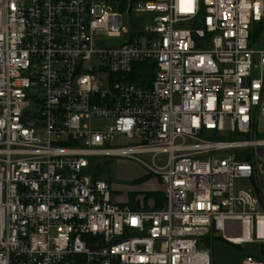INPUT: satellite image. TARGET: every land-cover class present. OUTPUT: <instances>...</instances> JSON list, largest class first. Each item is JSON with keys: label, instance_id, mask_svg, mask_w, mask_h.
I'll return each mask as SVG.
<instances>
[{"label": "built area", "instance_id": "2783aa9c", "mask_svg": "<svg viewBox=\"0 0 264 264\" xmlns=\"http://www.w3.org/2000/svg\"><path fill=\"white\" fill-rule=\"evenodd\" d=\"M263 23L264 0H0V264H214L216 234L263 248ZM103 157L160 178L164 208L116 203Z\"/></svg>", "mask_w": 264, "mask_h": 264}, {"label": "rangeland", "instance_id": "374dc122", "mask_svg": "<svg viewBox=\"0 0 264 264\" xmlns=\"http://www.w3.org/2000/svg\"><path fill=\"white\" fill-rule=\"evenodd\" d=\"M117 12V8H114ZM147 16L143 11V6L134 7L129 14H123L121 18L123 28L132 31L134 26L140 25L145 27L144 19ZM262 28L261 35L257 32L253 33V42L258 49L264 50V23L258 25L256 29ZM114 42L102 39V45H110ZM99 122L92 124L93 128H97ZM259 138L264 139V118L259 117L258 124ZM226 139L229 134L222 135ZM129 140H118L115 147L129 146ZM140 159L150 164L148 157H140ZM94 174L97 178L107 182L113 191L115 202L132 211H151L162 209L165 206V198L163 193L162 181L158 177H154L142 164L124 157H103L94 158L92 165ZM90 167V168H91ZM251 184L247 180H239L235 182V190H249ZM163 202V204H161ZM221 234H216L212 241L211 251L214 264H242L248 254H254L256 257L264 260V247L258 245H244L242 247H234L225 243L221 239Z\"/></svg>", "mask_w": 264, "mask_h": 264}, {"label": "trees", "instance_id": "16d2710c", "mask_svg": "<svg viewBox=\"0 0 264 264\" xmlns=\"http://www.w3.org/2000/svg\"><path fill=\"white\" fill-rule=\"evenodd\" d=\"M261 30H262L261 27L259 29H255L254 33L257 32L259 35H261ZM144 81H145V79H139L137 81H133V83L138 84V85H143ZM161 204H163V202ZM261 251H263L262 248H261ZM256 258H258V257H256ZM258 259H260V258H258Z\"/></svg>", "mask_w": 264, "mask_h": 264}, {"label": "water", "instance_id": "95a60500", "mask_svg": "<svg viewBox=\"0 0 264 264\" xmlns=\"http://www.w3.org/2000/svg\"><path fill=\"white\" fill-rule=\"evenodd\" d=\"M30 126H35L36 124L35 123H28Z\"/></svg>", "mask_w": 264, "mask_h": 264}]
</instances>
